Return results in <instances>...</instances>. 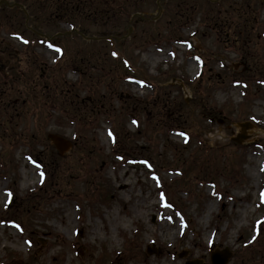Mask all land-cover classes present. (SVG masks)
<instances>
[{
    "label": "rangeland",
    "instance_id": "1",
    "mask_svg": "<svg viewBox=\"0 0 264 264\" xmlns=\"http://www.w3.org/2000/svg\"><path fill=\"white\" fill-rule=\"evenodd\" d=\"M210 1L0 7V264H264V1Z\"/></svg>",
    "mask_w": 264,
    "mask_h": 264
},
{
    "label": "trees",
    "instance_id": "2",
    "mask_svg": "<svg viewBox=\"0 0 264 264\" xmlns=\"http://www.w3.org/2000/svg\"><path fill=\"white\" fill-rule=\"evenodd\" d=\"M14 1L22 2L25 4L28 2V0H14ZM97 1L98 2L103 1L106 5H104L103 7H99ZM131 1L136 2L137 4L141 3V0H124V1H120V0H56V5L61 4V3H64L65 5H67L66 8L64 7L62 9L59 7H56V9H59V10H56V15H58L59 13H62V15L66 16V17L71 16V18L65 19V21L74 25V26L79 25V22L75 21L73 19V17H80L82 19H86V18H89L91 16H95V17L103 16V17H105V16H108L112 13L119 12L123 15V18L126 20L128 17L131 16L132 13L138 11V9L132 10L131 6H128V3ZM201 1H204L207 3V0H201ZM215 4H217V3H215ZM111 5H113V6H111ZM30 7H31V5H30ZM13 10H15V9H13ZM142 18L143 17H141V16H136L134 19V22H137V21L141 20ZM23 31L27 32V30H23ZM94 42L95 43H100V42L106 43L107 42V44L112 43V46L115 45V48H116V49H114L115 50V56L114 57L129 60V58L126 57L124 54H122V52L119 50V47H120L119 38L113 37L111 42L107 41V40L94 41ZM122 42H124V41H121V43ZM23 75L26 78L25 74H23ZM16 78L18 80L20 79V77H16ZM11 82L15 83L12 80V76H11ZM117 136H118V134H117ZM190 142H192V141H189V143ZM184 176H185V173H184Z\"/></svg>",
    "mask_w": 264,
    "mask_h": 264
},
{
    "label": "water",
    "instance_id": "3",
    "mask_svg": "<svg viewBox=\"0 0 264 264\" xmlns=\"http://www.w3.org/2000/svg\"><path fill=\"white\" fill-rule=\"evenodd\" d=\"M158 2H160V0H158ZM2 4H6L10 7H14L16 5H20L18 3H13L11 4L8 0H0V6ZM23 9H24V6H21ZM138 14V13H136ZM134 14L133 17L136 15ZM131 32V29L130 31ZM242 127L244 129L246 128H249L250 127V124L249 123H246V124H242ZM49 137L52 139V141L56 144L57 148L59 149V151L61 153H64L65 149L68 147L69 143L66 139L60 137L59 135H56V134H50ZM246 136L242 135L239 136L237 138L238 141H241V138H245ZM229 255H226V256H223L222 254H215L213 255V264H226V261H227V258H228ZM186 264H196V262L194 261H189L187 262Z\"/></svg>",
    "mask_w": 264,
    "mask_h": 264
},
{
    "label": "snow or ice",
    "instance_id": "4",
    "mask_svg": "<svg viewBox=\"0 0 264 264\" xmlns=\"http://www.w3.org/2000/svg\"><path fill=\"white\" fill-rule=\"evenodd\" d=\"M25 43H27V41H25ZM50 47H51V45H50ZM57 51H59V49H57Z\"/></svg>",
    "mask_w": 264,
    "mask_h": 264
}]
</instances>
